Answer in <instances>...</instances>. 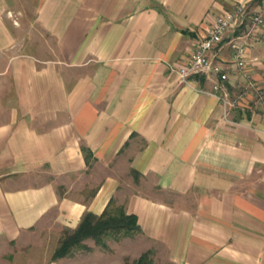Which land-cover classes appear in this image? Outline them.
Here are the masks:
<instances>
[{"label": "crops", "instance_id": "obj_1", "mask_svg": "<svg viewBox=\"0 0 264 264\" xmlns=\"http://www.w3.org/2000/svg\"><path fill=\"white\" fill-rule=\"evenodd\" d=\"M240 1L264 7L38 0L40 36L0 19V255L51 264L29 253L36 237L57 242L113 199L141 228L114 240L124 256L158 244L175 264H264V99L234 103L247 79L229 64L231 44L248 41L264 83V26L215 50L229 104L217 75L174 70Z\"/></svg>", "mask_w": 264, "mask_h": 264}, {"label": "rangeland", "instance_id": "obj_2", "mask_svg": "<svg viewBox=\"0 0 264 264\" xmlns=\"http://www.w3.org/2000/svg\"><path fill=\"white\" fill-rule=\"evenodd\" d=\"M5 3L8 6V10L4 11V0H0V19L1 20L4 21V18H6V19L8 18L11 20V22L13 24V19H21L23 21V24H24L23 25L24 30L21 32V35L24 34V35L32 36V33H34L35 35L40 36V31H41L40 27L37 25H34V23H33L34 22V11L33 10H34L35 5L38 3V0H5ZM243 3L246 5L248 10L258 11L257 9L252 7L251 4H248L245 1H243ZM235 4L236 3H234L233 6ZM17 9H19V11L21 13L18 12ZM259 9L260 10L258 12L261 14V16L264 20V7H260ZM225 11H227V10H225ZM263 26L257 30H251V31L245 30V32L248 34V37H249V35H251L250 39L251 38L256 39L258 31H262ZM247 43H248V41H247ZM247 43L243 41V42L239 43L238 45L241 46V45L247 44ZM249 50H250V46L247 44L246 51H247V56L250 59L249 60L250 65L248 66V72H247V76H246L247 80L245 83L246 85H245V88L243 89V90L246 89V93H244L243 95L241 94L242 96H241V98H239L240 100L245 101V103H246V101L252 99V95L256 96V91L253 90V87H251L249 85V81L256 82L257 85L262 86L264 88V85H263L264 83H262V82L260 83L252 77L253 69L251 66L254 65V63L257 61V58L256 57L250 58L248 55ZM232 53L233 52L231 51L229 59L231 58ZM229 64L231 65V67H230L231 69H234L235 71H239V69L236 68L233 64H231L230 61H229ZM240 73H242V72H240ZM243 90H240L233 97L232 100L234 101V103H237L236 100H234V98L238 97L240 92H242ZM227 96H228V93H227ZM228 97H230V96H228ZM61 235H62V233L60 234V236ZM125 236H127V235H125ZM114 240H116V238H113L111 236H107L104 238L105 245L102 246V245L96 243L93 238L88 237L82 241L81 245L73 246L71 248V250L66 255L57 257L54 260L51 259V256H52V253H53L55 247L58 245L59 239L57 240V242L56 241L53 242V240L46 241L45 238H43V236L41 239L39 237H36L35 243L32 244L33 248L30 250L28 249V250H29V253H31V255L35 259H37L41 262H43L44 259L46 261L51 260V261H49L51 264H125V262H126V264H133V260L139 256V255L135 256L132 259L131 255H133L134 253L137 252L134 250L136 247H132L133 245H127V250L130 249L131 252L129 255L124 256V255H122L124 250H122L120 248L113 247ZM109 246H111V247H109ZM150 249L152 250V252L150 254L151 258H150L149 264H175L168 258V255H167L165 249L161 245L154 244ZM7 253L6 254L3 253L0 255V264H11L12 261L14 263L19 264V263H21V261H24V259L22 258L21 255L19 256L18 260H15L17 256H15V254H12L11 249L9 251H7ZM12 255H13V257H12ZM47 263L48 262H46V264Z\"/></svg>", "mask_w": 264, "mask_h": 264}, {"label": "built area", "instance_id": "obj_3", "mask_svg": "<svg viewBox=\"0 0 264 264\" xmlns=\"http://www.w3.org/2000/svg\"><path fill=\"white\" fill-rule=\"evenodd\" d=\"M263 25L264 20L261 14L258 11L248 10L242 1L236 2L230 10L217 13L214 16V20L206 29V33L195 43L188 60L175 67L174 70L179 79L185 81L195 74L217 75L219 77V82L213 85V93L224 104H229L231 101L227 96L224 85V82L228 79V74L226 69L214 62V59L218 55V53H215V50L229 34L238 36L245 33L247 35L245 30H257ZM231 48L233 49V53L230 58V63L247 76L248 66L250 65V59L246 51L247 44L239 46L236 43H232ZM249 85L256 91L257 97L264 99V88L262 86L252 81H249ZM244 93H246V89L240 92L238 97L234 98V100L239 103V98H241Z\"/></svg>", "mask_w": 264, "mask_h": 264}, {"label": "trees", "instance_id": "obj_4", "mask_svg": "<svg viewBox=\"0 0 264 264\" xmlns=\"http://www.w3.org/2000/svg\"><path fill=\"white\" fill-rule=\"evenodd\" d=\"M140 230L136 214L126 212L121 206H115L113 199H110L100 214L86 211L75 228L62 230V235L51 259L66 255L73 246L81 245L82 241L88 237L104 246V238L107 236L118 239L140 232ZM151 252L150 248L142 251L133 260V264H149Z\"/></svg>", "mask_w": 264, "mask_h": 264}]
</instances>
